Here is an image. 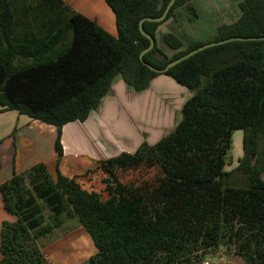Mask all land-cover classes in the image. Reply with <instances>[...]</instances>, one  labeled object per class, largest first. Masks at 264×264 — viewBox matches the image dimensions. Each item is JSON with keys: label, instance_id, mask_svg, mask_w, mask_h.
<instances>
[{"label": "trees", "instance_id": "obj_1", "mask_svg": "<svg viewBox=\"0 0 264 264\" xmlns=\"http://www.w3.org/2000/svg\"><path fill=\"white\" fill-rule=\"evenodd\" d=\"M169 1L104 0L114 15V37L61 0H0V113L56 128V160L13 171L0 186L4 211L12 216L1 222L0 264H48L34 242L71 217L95 248L86 264H200L223 239L246 264H264V41L225 43L164 74L150 71L139 59L149 41L138 24L160 17ZM192 1L175 0L162 22L142 23L154 40L145 63L163 69L210 42L264 37V0H240L236 21L218 26L208 40L188 41L182 49L174 34L164 33L173 52L167 57L157 47L158 28L178 9L193 19ZM160 75L190 94L178 122L154 145L142 142L101 162L110 198L88 201L78 177L60 170L62 128L84 124L116 77L141 92ZM236 130L243 133V154L225 172ZM148 169L152 177L126 184L116 174ZM234 173L244 176L240 185L231 181Z\"/></svg>", "mask_w": 264, "mask_h": 264}, {"label": "rangeland", "instance_id": "obj_2", "mask_svg": "<svg viewBox=\"0 0 264 264\" xmlns=\"http://www.w3.org/2000/svg\"><path fill=\"white\" fill-rule=\"evenodd\" d=\"M239 1L196 0L191 6L198 15L197 20L195 16L193 19L188 18V21L184 9H178L171 19L159 27L158 49L167 57L172 55L173 52L162 41V33L167 31L182 42V49H185L188 41L210 39L215 34L216 26L227 25L236 20L239 14L237 9ZM155 57L161 59L159 54H155ZM158 77L141 92L127 88L120 77H116L111 83L107 97L89 116L87 126H83L82 130L79 126L82 124H68L62 128L61 172L67 176L78 170H87L78 183H82L85 193L89 194L88 201L92 200L99 205L110 198L107 185L104 183L106 180H103L106 176L100 170L101 162L122 152L131 153L142 142L154 145L171 132L178 122L181 106L190 94L171 78L164 75ZM112 101L118 105H113ZM11 112L17 115L16 112ZM12 118L13 116H10L15 132L17 128L14 127H18L19 120ZM54 129V138L50 137L49 133L45 135L37 129L28 131L35 140V146L30 155L25 157L17 150L19 152L17 160L21 165L23 164V168H30L37 163V158L55 154L53 142L56 138V128ZM242 136L241 130L232 133L225 172L236 168L238 159L242 157ZM22 146L26 147L25 151L28 150L26 145ZM255 159L256 157H252L251 162L253 163ZM1 160L3 163L4 158L2 157ZM154 172L148 169L144 172L141 170L118 171L116 174L121 183L126 184L137 181L140 177H152ZM141 173L144 175L141 176ZM261 178L264 179V175ZM243 180L244 176L238 173H234L231 177V181L236 185H240ZM110 183L109 185L114 187L112 182ZM49 215L50 211L44 206L45 225L49 223ZM225 240H221L216 249L203 256L200 264L206 262L208 264H246L243 258L235 254L234 246H230L231 244ZM34 245L39 246L48 264H86L88 258L95 254L90 238L76 217L64 219L60 226L53 228L46 236L40 237Z\"/></svg>", "mask_w": 264, "mask_h": 264}, {"label": "crops", "instance_id": "obj_3", "mask_svg": "<svg viewBox=\"0 0 264 264\" xmlns=\"http://www.w3.org/2000/svg\"><path fill=\"white\" fill-rule=\"evenodd\" d=\"M65 5L70 7L73 11L83 15L84 17L96 22L98 26H100L104 31H106L111 36H116V27H115V19L112 11L108 8L105 4L104 0H61ZM193 0L192 3L194 5ZM191 3V5H192ZM192 5V6H193ZM193 8V7H192ZM240 14V13H239ZM239 14L237 18L239 17ZM186 16V15H185ZM198 15H196L195 19L197 20ZM236 18V19H237ZM186 19L189 21L188 17ZM236 21V20H235ZM231 24V23H230ZM222 24L218 25L221 26ZM224 25V24H223ZM228 25V24H227ZM216 26V28L218 27ZM159 28L157 31V36L159 33ZM168 32V31H167ZM164 34V33H162ZM159 78V77H157ZM155 78V79H157ZM153 79L152 82L155 80ZM168 79V78H167ZM125 86V85H124ZM109 94V92L107 93ZM107 94L105 97H107ZM104 97V98H105ZM103 98V100H104ZM102 100V101H103ZM102 101L100 104H102ZM113 102V101H112ZM115 105L116 103L113 102ZM118 103V102H117ZM118 104H116L117 106ZM99 108V107H98ZM91 115V114H90ZM10 116L18 118L19 125L18 127H14L16 131L13 130L12 120H10ZM13 115L11 111L0 113V159L4 158V162L2 163L1 160V169H0V186L7 182L13 174V171L17 174L24 172L25 170L30 169L32 166L38 163H51L56 160L55 154H48L47 156H42L37 158V163L31 165L30 168H23V164L21 165L20 162L17 160L18 151H20L23 156H27L28 154L33 151L35 146V140L30 136L28 131L32 129H37V131L43 132L45 135L47 133L50 134V137H55V129L48 125L42 124L37 121H33L28 117ZM12 118V119H13ZM89 118L86 121V125L82 124L79 125L82 128L83 126H87L89 123ZM37 124V125H36ZM22 126V127H21ZM76 126V125H73ZM13 131V132H12ZM22 131V132H20ZM27 146V151H25L24 146ZM54 144V142H53ZM18 150V151H17ZM13 160H15L17 166L16 168L13 166ZM61 170V164H60ZM87 170H78L76 172L70 173L67 177H78L77 180H81L83 174H86ZM63 174V173H62ZM12 216L7 214L3 208V202L0 195V226L3 220H11ZM1 258V256H0Z\"/></svg>", "mask_w": 264, "mask_h": 264}, {"label": "water", "instance_id": "obj_4", "mask_svg": "<svg viewBox=\"0 0 264 264\" xmlns=\"http://www.w3.org/2000/svg\"><path fill=\"white\" fill-rule=\"evenodd\" d=\"M175 0H170L169 3L167 4L166 8L164 9L162 15L158 18H143L139 21V24H138V28H139V32L140 34L145 37L148 41H149V46L143 50L140 55H139V59H140V62L146 66L150 71H153L155 73H158V74H164L168 69L176 66L177 64L181 63L182 61L190 58L191 56L207 49V48H210V47H214V46H218V45H222V44H225V43H229V42H249V41H264V37H259V38H255V37H250V38H240V37H233V38H228V39H224V40H220V41H214V42H210V43H207V44H204L186 54H184L183 56L169 62L165 68L163 69H156L154 68L153 66H151L150 64H147L143 61V55L146 54L147 52H149L153 46H154V40L146 35L144 33V31L142 30V23L145 22V21H149V22H155V23H159V22H162L170 8L172 7V5L174 4Z\"/></svg>", "mask_w": 264, "mask_h": 264}, {"label": "built area", "instance_id": "obj_5", "mask_svg": "<svg viewBox=\"0 0 264 264\" xmlns=\"http://www.w3.org/2000/svg\"><path fill=\"white\" fill-rule=\"evenodd\" d=\"M204 264H208V263L206 262V263H204Z\"/></svg>", "mask_w": 264, "mask_h": 264}]
</instances>
